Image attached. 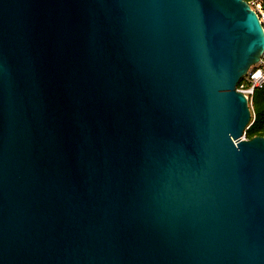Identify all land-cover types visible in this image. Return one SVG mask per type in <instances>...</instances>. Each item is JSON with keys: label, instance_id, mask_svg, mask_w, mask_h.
Wrapping results in <instances>:
<instances>
[{"label": "water", "instance_id": "95a60500", "mask_svg": "<svg viewBox=\"0 0 264 264\" xmlns=\"http://www.w3.org/2000/svg\"><path fill=\"white\" fill-rule=\"evenodd\" d=\"M243 0H0V264H264Z\"/></svg>", "mask_w": 264, "mask_h": 264}, {"label": "built area", "instance_id": "2783aa9c", "mask_svg": "<svg viewBox=\"0 0 264 264\" xmlns=\"http://www.w3.org/2000/svg\"><path fill=\"white\" fill-rule=\"evenodd\" d=\"M250 8L255 12L261 27L264 31V10L259 2L248 3ZM240 85L237 91L242 93L247 99L248 105L251 106L252 96L255 89H260L264 86V54L260 61L250 67L244 77L241 78Z\"/></svg>", "mask_w": 264, "mask_h": 264}, {"label": "trees", "instance_id": "16d2710c", "mask_svg": "<svg viewBox=\"0 0 264 264\" xmlns=\"http://www.w3.org/2000/svg\"><path fill=\"white\" fill-rule=\"evenodd\" d=\"M247 3L252 1L259 2L261 4L262 9L264 10V0H243ZM242 79H240L241 81ZM240 81L237 84V87L240 85ZM251 109L253 118L251 120V124L245 130V138L250 140L257 136L264 137V86L260 89H255L252 102Z\"/></svg>", "mask_w": 264, "mask_h": 264}, {"label": "rangeland", "instance_id": "374dc122", "mask_svg": "<svg viewBox=\"0 0 264 264\" xmlns=\"http://www.w3.org/2000/svg\"><path fill=\"white\" fill-rule=\"evenodd\" d=\"M249 110L251 111V115H253V114H252V109H251V106H250V105H249Z\"/></svg>", "mask_w": 264, "mask_h": 264}]
</instances>
